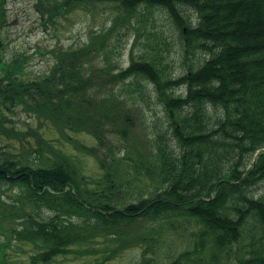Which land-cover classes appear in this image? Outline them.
Wrapping results in <instances>:
<instances>
[{"label": "trees", "instance_id": "trees-1", "mask_svg": "<svg viewBox=\"0 0 264 264\" xmlns=\"http://www.w3.org/2000/svg\"><path fill=\"white\" fill-rule=\"evenodd\" d=\"M33 1L53 37L56 12L104 3L112 16L88 42L49 49L47 68L33 73L24 54L6 49L14 20L0 0V264H56L71 254L104 264L137 246L141 258L126 264H160L145 256L165 246L155 235L160 219L193 221L195 252L208 239L229 254L246 213L264 229V196L247 194L264 180V0ZM148 9L165 13L178 33V72L170 68L173 40L148 32L144 50L133 49V30L144 33L135 22ZM141 79L172 141L157 133L133 157L132 105L136 95L148 103ZM142 177L148 189H131ZM236 260L264 264V242ZM223 262L214 255L183 264Z\"/></svg>", "mask_w": 264, "mask_h": 264}, {"label": "rangeland", "instance_id": "rangeland-1", "mask_svg": "<svg viewBox=\"0 0 264 264\" xmlns=\"http://www.w3.org/2000/svg\"><path fill=\"white\" fill-rule=\"evenodd\" d=\"M33 0H8L6 8L8 13L13 17L14 22L7 24L5 30L8 34L7 37V50L11 55L24 54L26 59V67L29 71L35 73L47 68V65L51 61L52 55L49 49L53 48L57 44L70 45L83 43L91 30H98L103 25H110L112 12L104 3H97L88 10H76L65 13L66 17H57V12L54 17L58 18L56 26V36L53 37V33L45 30L41 25L40 18L37 12L33 8ZM67 8L62 9L61 12L67 11ZM190 17L194 16L192 8L186 9ZM113 16L115 12L113 10ZM142 21L135 22V27L144 31L139 37H137V31L133 30L135 38H137L134 46V51L144 50V42L146 40V34L148 32H154L158 36L165 37L170 43L173 40L171 57L173 59L172 71L178 72L181 67L180 56V40L177 31L172 26L167 15L159 9H148L143 13ZM65 23V24H64ZM45 24V23H44ZM123 24V23H122ZM117 28L122 33L125 29V25L122 28ZM130 27H134L131 25ZM127 43L124 58L123 67L128 65L129 59L127 53L134 45V38H131L130 32L127 34ZM88 41H85V43ZM42 51L41 53L39 52ZM198 54V53H197ZM144 86V90L148 96V103H145V99L136 95L135 104L132 105V115L135 119V127L133 131V140H128L129 145H133L137 149L133 151V157H136L137 150H144L147 147L148 140L157 133L166 132V137L170 143V129L168 127V121L165 118L162 107L156 102L155 92L148 82L141 79ZM133 100V101H134ZM212 116L215 113L221 116V111L218 109L212 110ZM92 143L91 140H89ZM3 142L0 141V146ZM132 147V148H133ZM176 147V146H175ZM223 150V149H221ZM227 151H229L227 149ZM255 155V154H254ZM253 155V156H254ZM237 157V156H235ZM228 156L222 159V164L227 165ZM253 159V158H252ZM251 159V160H252ZM143 180H137L136 183L131 184V189L146 191L148 189L147 184L151 180H147L142 177ZM152 187V185H151ZM248 195H252L254 199L264 196V180H260L247 192ZM234 200V199H233ZM229 205H234V202H230ZM245 206L246 204L243 203ZM236 216V215H235ZM153 223H151L152 225ZM155 225H160V232L157 231L155 235L157 238L161 234L162 240L165 241L163 249H159L154 254L148 252L145 253L146 257L155 258L160 264H174V261H180L181 264L186 262L187 258H203L212 259L214 255L219 257H230L232 261L236 258H245L249 255L251 245L257 244V241L264 242V229L261 224L252 218L248 219L241 228L240 237L238 240L231 244L229 247L230 253H224L214 250L210 241L206 239L203 246L199 247L197 252L194 251V240L191 237V231H197L193 221L179 217L174 223L168 222L166 219H160L155 222ZM150 226V225H149ZM151 227V226H150ZM185 253V254H184ZM184 254L185 257H182ZM142 255L141 248L134 247L132 249L124 251L120 256L112 259L104 264H126L132 259H140ZM94 262L93 258L86 259L84 257H74L72 254L66 258L59 259L56 264H90ZM133 261V260H132ZM202 261V260H201Z\"/></svg>", "mask_w": 264, "mask_h": 264}, {"label": "bare ground", "instance_id": "bare-ground-1", "mask_svg": "<svg viewBox=\"0 0 264 264\" xmlns=\"http://www.w3.org/2000/svg\"><path fill=\"white\" fill-rule=\"evenodd\" d=\"M133 153V152H132ZM174 190H178L177 188H174ZM154 200H156V199H153V201ZM157 200H158V198H157ZM152 201V202H153ZM247 205H243L242 206V211H245V207H246ZM246 218H247V220L248 219H250V218H252V219H254V220H256V218L253 216L252 217V215L250 214V213H246ZM261 244V240H259V241H257V245H260ZM218 256V255H217ZM217 256H216V259H219L220 261H224L223 263H225V264H235V263H237V260L235 259L234 261H232L231 259H230V257H219V258H217Z\"/></svg>", "mask_w": 264, "mask_h": 264}]
</instances>
